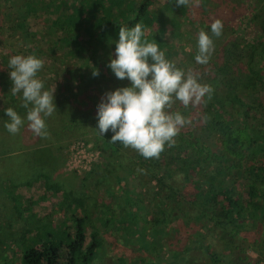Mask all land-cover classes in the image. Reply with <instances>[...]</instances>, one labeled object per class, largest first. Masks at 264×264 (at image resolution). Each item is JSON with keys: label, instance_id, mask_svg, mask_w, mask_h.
<instances>
[{"label": "trees", "instance_id": "trees-1", "mask_svg": "<svg viewBox=\"0 0 264 264\" xmlns=\"http://www.w3.org/2000/svg\"><path fill=\"white\" fill-rule=\"evenodd\" d=\"M216 2L199 0L198 6L177 7L176 0L162 5L157 0H20V5L15 6L13 0H0V24H16L20 31L24 24L38 25L43 42L36 41L32 33L29 39H20V46L23 43V48L30 53L37 51L39 58L50 54L48 57L56 64L60 61L53 54L60 50L63 57H59L63 60L88 67L89 76L77 85L64 79L62 72L54 93L58 116L51 123L56 134L74 131L86 135L89 125L98 130L97 106L93 108L92 102L97 98L100 103L105 95L98 96L99 92L89 88L88 82L94 81L99 88L110 92L131 86L127 78L120 80L107 70L102 72L108 68L109 55H115L121 26L131 28L141 23L143 39L157 42L161 51L178 58L187 71L199 73V82L212 86V97L210 100L205 97L207 103L195 107L175 103L176 111L190 119L191 124L181 129L174 146L166 145L158 159H146L120 142L112 143L111 131L103 136L98 132L96 148L104 163L99 165L114 160L111 165L124 170V180L131 177L156 200L153 209L148 210L151 211L149 220L136 215L135 208H141L143 203L128 195L127 208H119L123 216L101 206V214L106 215L102 222L103 225L117 224L123 232L133 230L139 236L150 232V237L158 235L161 241L162 235L183 233L177 238L179 246L172 254L175 264L180 260L185 264H260L264 260V0H251L249 10L240 14L237 21L236 26L244 25L248 30L250 41L244 44L236 40L229 49L226 46L215 49L211 56L214 60L201 65L195 60L198 33L201 30L210 33L211 23L219 19ZM13 8L17 14L9 22L3 11ZM153 19L165 27L159 36L148 30ZM1 44L5 43H0V51ZM189 50L193 54L187 53V57L185 52ZM7 51L0 52L4 68L8 67L6 58L10 52ZM7 70L10 71L9 67ZM93 71L99 75L94 76ZM38 78L44 81L46 89L50 88L47 78L39 73ZM11 87L9 78L5 82L0 80L2 108L6 101L22 106L21 94L13 95ZM92 97L95 98L91 100ZM6 122L8 117L3 119L0 109V187L13 207L24 209L28 215V208L42 202L47 194L42 193L37 200L23 199L9 183L20 178L19 181L45 184L43 173L53 165L54 159L51 157L52 162L47 165L43 160L44 151H33L30 160L19 161L21 168L24 164L28 166L26 173H20L18 178L16 166L12 165L7 175L6 160L14 151L28 147L24 132L29 127L25 121L19 133L12 135L5 128ZM34 139L39 142L45 137L35 134ZM115 158L125 165L115 162ZM141 195L147 199L146 194ZM82 205L83 215L72 210L52 229L44 226L26 241L20 240L23 249L14 257L15 264H89L101 241L96 232L87 229L86 210L90 206ZM48 206H40L41 211H47ZM156 242L153 238L144 241L154 253ZM157 244L165 245L164 242ZM247 250L257 255L256 260L245 255Z\"/></svg>", "mask_w": 264, "mask_h": 264}, {"label": "rangeland", "instance_id": "rangeland-1", "mask_svg": "<svg viewBox=\"0 0 264 264\" xmlns=\"http://www.w3.org/2000/svg\"><path fill=\"white\" fill-rule=\"evenodd\" d=\"M168 1L169 0H157V3L162 5ZM216 1V12L219 15V19L223 21V24L225 22H229V24L225 23L226 27L223 28V35L218 38L213 37L215 49L219 50L223 46L229 49L231 42H235L236 40L244 44L250 41L251 36L248 30L245 29V26H236V24L240 14L245 13V10H249L251 0H229V2L226 3L221 2V0ZM13 2L15 6L17 4L18 6L20 5V0H13ZM190 4L195 6L192 3ZM16 14L14 8L3 11V16H6L9 22L13 19L12 15L15 18ZM157 18H159V16H157ZM149 24V32H154L156 36H159L165 30L164 26H160L162 23L159 20H154ZM39 27L40 26L35 24H24V29L20 31V29L16 28V24H0V43H5L4 45L1 44L3 47L0 51L1 54H5L8 50L7 52H10L9 58L5 57L8 61L13 55H35L39 58L37 51L30 53L26 48H23V43L21 46L19 45L21 40H24L26 37L29 39V35H32V33L36 41H40L42 30ZM159 27L161 31H159ZM232 29L233 31L230 34ZM225 30L227 32H225ZM48 38L50 37L48 36ZM48 38H46V44L49 43ZM40 46H42V43ZM61 53L60 50H56L53 54L57 62L60 61L57 64L48 57L51 56L50 54L48 56L46 55L44 58L40 56V59L44 62V66L39 72V75L49 80L50 88L55 85V92L57 90V84L61 82L62 72L64 73V79L69 80L68 82H74L75 85L79 84L78 81L80 83L85 81V78L90 74L89 70H87V66L81 67L77 62H70V64L59 57H63ZM164 53L166 58L169 59L167 57L169 55H166V52ZM187 53L191 56L193 54L190 50L185 52L186 55ZM109 56L111 59H115V55L110 54ZM169 57L171 58L169 60L178 64L181 69L187 72V67L183 64L180 65L178 58L173 59V55ZM6 59L5 61H7ZM211 59L214 60L213 57ZM52 65H54V67ZM7 68L1 67L0 63L1 82H5L8 78L10 79ZM106 70L109 74L115 76L109 67L102 72L104 73ZM88 87L98 91V96H104L105 93L110 92V90L99 88L94 81L92 83L88 82ZM72 91L76 90L73 89ZM93 98L95 97H92L91 100ZM96 99L97 98H95V100L93 99V108L99 104ZM176 102L178 103L179 101ZM8 107H12L21 117L25 118L27 122V110L21 105L9 101H6L5 107H0L3 112V119L7 117L4 110ZM171 110L176 111L175 104ZM57 116L58 115L54 113L46 119L48 135L39 142L34 139L35 134L31 129H26L24 136L27 144L26 146L28 147H25L26 150L14 151L6 160L7 167L5 171L7 175H9L12 170L11 166L13 165L14 167L15 165L18 178L20 177V173H26L27 169H29L25 164L22 166L23 168H21L20 163H24L22 160L29 158L33 151L37 152L43 150L46 154L43 158V160L47 161L46 164L48 165L52 162L50 159L51 157L54 159V163L51 167L45 168V172L43 173L46 179L45 184L40 182L29 183L23 180L19 181L20 178L19 180L15 178L9 183L10 186L13 187V191L16 192V194H20L23 199L31 197L30 200L35 198L37 200L42 193L47 194V197L42 202L36 203V206L33 205L31 208H28V212L30 213L28 215L25 213L24 209L21 210V208L18 207L17 210V206L13 207V203L6 197L0 187V264H15L14 257L23 249L20 240L26 241V238L33 236L34 232H41L44 226H48L49 230L52 229L59 221L69 216L72 210L83 215L85 213L82 210L83 203L90 206L89 209L86 210L88 215L87 224L89 225L87 229L96 232L101 241L99 249L95 252L89 264H175L172 262L174 260L172 254L175 253V249L179 246L177 238H181L180 236H182L183 233L174 234L171 232L168 235H162L161 241L158 235L150 237V232H143L142 234L141 230L139 233H141L142 236H139L138 232H134L133 230L123 232L120 229L121 227L117 224L103 225L102 218H106V215H102L100 212L102 205H105L108 209L112 208L115 214L119 215L121 213L119 208H127L126 200L128 195H130V199H135L136 202L140 204L143 203L141 208H135L136 215L143 217L145 220H149L151 211L148 210L153 209V206H155V197L147 195L148 191L142 187V184L136 183L131 177L124 180L122 178L124 170L115 168L111 165L114 160L109 159L105 165H99V162L103 163V159L99 157L96 148L99 143L97 137L98 130L95 126L89 125L86 135H79L74 131H65L62 134L57 132L56 134L52 131L51 123L56 121L55 118H57ZM96 160L98 162L95 163ZM115 162H120L121 166L122 164L125 165L124 161L118 158H115ZM141 187L142 190L140 189ZM142 192L144 195L146 194V200L142 198ZM47 205H49L47 211H41L40 206ZM120 215L123 216V213ZM151 238L157 241L156 246H154L156 253L151 250L152 248L150 249L148 247V244L146 245L144 243L146 239ZM160 242H164L165 245L161 247L157 244ZM162 249H166L167 251L164 252ZM245 255L249 259L256 260L257 258V255L251 250H247ZM178 263L185 264L184 261L181 260ZM260 264H264V260H261Z\"/></svg>", "mask_w": 264, "mask_h": 264}, {"label": "clouds", "instance_id": "clouds-1", "mask_svg": "<svg viewBox=\"0 0 264 264\" xmlns=\"http://www.w3.org/2000/svg\"><path fill=\"white\" fill-rule=\"evenodd\" d=\"M198 5L199 0H176V6ZM223 21L214 19L210 34L198 33V64L207 65L215 50L213 37L222 35ZM143 25L121 26L115 47V59L108 67L116 78H127L131 86L105 93L97 106L98 132L103 136L113 132L111 142H120L144 158H159L165 146L172 147L177 137L191 120L179 111H172L176 101L184 107L206 104L213 93L211 85L200 83V74L185 72L167 59L157 42L143 39ZM44 66L35 55H13L8 61L13 95L21 94L22 107L27 110L28 127L37 136L47 137L46 119L57 112L54 103L55 85L46 89L38 73ZM93 75H99L93 71ZM207 97V100L205 99ZM7 131L16 135L25 124L12 107L5 110ZM208 119L207 116L204 117Z\"/></svg>", "mask_w": 264, "mask_h": 264}]
</instances>
